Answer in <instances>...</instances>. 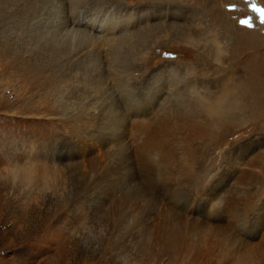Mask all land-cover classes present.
I'll return each mask as SVG.
<instances>
[{
  "label": "rangeland",
  "instance_id": "rangeland-1",
  "mask_svg": "<svg viewBox=\"0 0 264 264\" xmlns=\"http://www.w3.org/2000/svg\"><path fill=\"white\" fill-rule=\"evenodd\" d=\"M104 14L122 48L81 33ZM232 83L246 118L171 148L198 168L139 155L149 109L211 128L197 100ZM261 106L264 0H0V264H264Z\"/></svg>",
  "mask_w": 264,
  "mask_h": 264
},
{
  "label": "bare ground",
  "instance_id": "bare-ground-1",
  "mask_svg": "<svg viewBox=\"0 0 264 264\" xmlns=\"http://www.w3.org/2000/svg\"><path fill=\"white\" fill-rule=\"evenodd\" d=\"M65 2L67 8H72L74 5L78 4L79 0H65ZM101 16L102 17L99 18L98 17L89 18V20L86 23L82 24L83 30L82 29L80 30L81 33L83 31L85 35L86 34L90 35L91 38H96V37L101 38L96 44L101 45L100 44L101 42L103 44L110 45L112 44V42L110 43V41H113L115 44L111 45L112 49L122 48L124 43H126V41L128 42V39L131 38V35L127 34L130 32H126L128 31V27L130 25L122 26L121 23H119L117 20H114L113 16H110L108 14L107 15L104 14ZM68 25H71V30H72L75 25H79V22L75 20H69L67 23H65V26ZM116 34H118V36ZM218 55H220V52ZM23 65L25 66V64ZM176 83L175 81H172L169 84L170 86H173V84ZM113 86L116 88L118 94L120 95L123 101L130 103L132 106H134V103L135 104L138 103L136 99L126 94V90H127L126 84L123 80L121 79L114 80ZM231 86H230L231 89L228 92L224 91L225 89H223L216 97L214 96L215 98H213L208 102L197 100L198 105L204 109L206 116L211 118V121L209 123L211 128L207 127V124H205V122L200 118L183 120L178 122V115L174 109H162L161 107L159 108L153 107V109H149L148 110L149 114L154 113L155 110L165 113L159 116L158 121L155 119V116L147 118V120H143L142 118H144L146 114L141 113L139 109L137 110L133 109L130 112V116H133L134 121H136L135 119L136 117L138 116L142 117L141 118L142 121L139 122V125L136 128L137 130L135 129L136 133L134 132L133 134H131L132 135L131 138H134V134H136L137 135L136 139H139V141H137L138 142L137 148H139L140 150L137 151L139 152V155L141 157H146L149 151L160 157L163 156L165 159H167V161H169L170 159L172 163L177 165H182L183 163L190 164L191 161V163L196 165L197 166L196 168H198V163H196L197 156L195 151H192L190 153L191 156L187 158L189 161H186L185 159H183V156L181 155L179 156L173 155L171 148L174 146V143H176V137L179 131L188 133V136L189 138H191V140L205 137V139L211 141L212 139H214L215 135L221 136V132L219 130L228 124L229 118H235L236 120H238L239 117L246 118V116H244L243 114L244 112H246L247 107L245 105V102L238 100V86L237 84L234 83H232ZM173 90L177 94L178 91L181 90V88L177 86ZM124 93L127 98L123 97ZM157 103L158 105H161L160 102ZM152 104H156V103H152ZM259 108L260 106H257L255 109L259 110ZM262 109H264V107H262ZM172 126H174V128L168 132L170 138L168 140H164L162 137L163 132L169 130V128ZM132 128L133 126H131L129 130H132ZM129 141L131 142V140ZM255 161L260 163L261 165H264L263 151L259 152L256 155ZM234 162H235V166H232V169L237 170L238 165L240 164L238 162V157L237 160ZM210 186L211 185L209 184L208 188H210ZM212 195L216 196V192L213 191ZM220 203H221L220 204V208H221L223 206H222V202ZM209 207H213V205H209Z\"/></svg>",
  "mask_w": 264,
  "mask_h": 264
},
{
  "label": "snow or ice",
  "instance_id": "snow-or-ice-1",
  "mask_svg": "<svg viewBox=\"0 0 264 264\" xmlns=\"http://www.w3.org/2000/svg\"><path fill=\"white\" fill-rule=\"evenodd\" d=\"M242 23H244V21H242Z\"/></svg>",
  "mask_w": 264,
  "mask_h": 264
}]
</instances>
